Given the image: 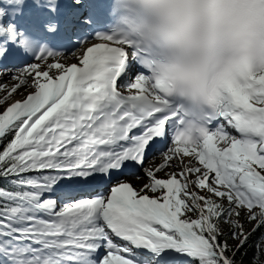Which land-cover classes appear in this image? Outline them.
Masks as SVG:
<instances>
[{
  "label": "snow or ice",
  "instance_id": "snow-or-ice-1",
  "mask_svg": "<svg viewBox=\"0 0 264 264\" xmlns=\"http://www.w3.org/2000/svg\"><path fill=\"white\" fill-rule=\"evenodd\" d=\"M112 9L0 6V264H236L264 228V71L226 78L198 135H184ZM125 168L146 182L120 179ZM98 180L115 182L73 194Z\"/></svg>",
  "mask_w": 264,
  "mask_h": 264
},
{
  "label": "clouds",
  "instance_id": "clouds-1",
  "mask_svg": "<svg viewBox=\"0 0 264 264\" xmlns=\"http://www.w3.org/2000/svg\"><path fill=\"white\" fill-rule=\"evenodd\" d=\"M23 0H21V5ZM113 27L179 107L195 137L221 83L243 68L264 71V0H112Z\"/></svg>",
  "mask_w": 264,
  "mask_h": 264
},
{
  "label": "rangeland",
  "instance_id": "rangeland-1",
  "mask_svg": "<svg viewBox=\"0 0 264 264\" xmlns=\"http://www.w3.org/2000/svg\"><path fill=\"white\" fill-rule=\"evenodd\" d=\"M64 63H66V61L64 60L63 61ZM6 81V80H5ZM11 84L10 83H8L7 84V86L8 87H11L10 86ZM4 96H5V92H0V97H2V98H4ZM157 157H159V158H157ZM185 159H188V158H185ZM161 161V157L159 156V155H156V163H158V162H160ZM152 163V158H150L149 160H148V163L146 164V167L147 166H149L150 164ZM171 171H173V170H175V171H178L179 169H176V168H172V169H170ZM163 173V172H162ZM162 173H159L158 175H160V176H163V174ZM136 175H142V172H140L139 174H136ZM136 175H134V177L136 176ZM133 176L132 177H130V178H126V179H130V181H132V184L134 185V184H138V183H142V180H139V182L137 183L136 182V180H135V178H134ZM125 179V180H126ZM134 181V182H133ZM253 227H254V222H247V223H245V225H244V231L245 232H250L252 229H253ZM225 231H227V226H225ZM237 242L235 241V240H229V245H230V247H234L235 246V244H236ZM255 250H256V254H255V257L251 260V261H249V262H245V263H243V264H264V239L261 241V243L260 244H258L256 247H255ZM258 257V258H257ZM236 264H240V263H237L236 262Z\"/></svg>",
  "mask_w": 264,
  "mask_h": 264
},
{
  "label": "trees",
  "instance_id": "trees-1",
  "mask_svg": "<svg viewBox=\"0 0 264 264\" xmlns=\"http://www.w3.org/2000/svg\"><path fill=\"white\" fill-rule=\"evenodd\" d=\"M264 237V228L258 229L255 233H253L251 239L248 242V245L237 253L235 260L237 263L243 264L245 262L251 261L256 254L255 247L261 243Z\"/></svg>",
  "mask_w": 264,
  "mask_h": 264
},
{
  "label": "bare ground",
  "instance_id": "bare-ground-1",
  "mask_svg": "<svg viewBox=\"0 0 264 264\" xmlns=\"http://www.w3.org/2000/svg\"><path fill=\"white\" fill-rule=\"evenodd\" d=\"M64 61V60H63ZM62 61V62H63ZM66 61V64H68V63H76V60L73 58V57H69L67 60H65ZM64 63V62H63ZM5 80H6V83L8 84V83H10V84H12L13 82L12 81H10V80H8V78L7 77H5ZM11 86V85H10ZM23 91V90H22ZM21 98V95L19 94V93H17V94H15V95H13L12 97H11V99L12 100H16V99H20ZM0 99H2V97H0ZM159 163V162H158ZM168 171H171L170 169H168ZM163 175H164V173H162ZM136 180V179H135ZM124 181H130V179H126V180H124ZM131 183H132V181H130ZM134 182V181H133ZM136 182L138 183L139 182V180H136ZM146 181L145 180H142V183L140 184V183H138V184H134V186L137 188V189H139L140 187H141V185L143 184V183H145ZM104 193H107V191L106 192H104ZM79 196H84V195H81V194H78V197Z\"/></svg>",
  "mask_w": 264,
  "mask_h": 264
}]
</instances>
